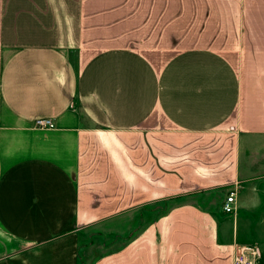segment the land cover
I'll list each match as a JSON object with an SVG mask.
<instances>
[{"label":"crops","instance_id":"obj_1","mask_svg":"<svg viewBox=\"0 0 264 264\" xmlns=\"http://www.w3.org/2000/svg\"><path fill=\"white\" fill-rule=\"evenodd\" d=\"M100 228L119 245L88 264H264V0H0V264H87Z\"/></svg>","mask_w":264,"mask_h":264},{"label":"rangeland","instance_id":"obj_2","mask_svg":"<svg viewBox=\"0 0 264 264\" xmlns=\"http://www.w3.org/2000/svg\"><path fill=\"white\" fill-rule=\"evenodd\" d=\"M109 32L111 41L129 45V47L171 46L179 49L189 47H224L225 42L231 40V28H114ZM181 203L175 201V205ZM165 211L161 208L160 212ZM118 234V231L114 232ZM117 236L104 233V228L96 231L92 240L81 243V255L88 264L94 258L105 252L117 249Z\"/></svg>","mask_w":264,"mask_h":264},{"label":"built area","instance_id":"obj_3","mask_svg":"<svg viewBox=\"0 0 264 264\" xmlns=\"http://www.w3.org/2000/svg\"><path fill=\"white\" fill-rule=\"evenodd\" d=\"M34 127L37 129H54L55 124L52 119H38L34 122ZM235 194L230 192L222 204V211L225 214L234 212ZM258 256V249L253 245L237 246L233 264H255Z\"/></svg>","mask_w":264,"mask_h":264}]
</instances>
